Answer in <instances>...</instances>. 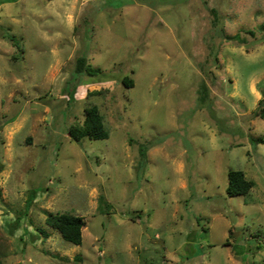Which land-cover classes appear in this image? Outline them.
Returning a JSON list of instances; mask_svg holds the SVG:
<instances>
[{"label": "rangeland", "instance_id": "1", "mask_svg": "<svg viewBox=\"0 0 264 264\" xmlns=\"http://www.w3.org/2000/svg\"><path fill=\"white\" fill-rule=\"evenodd\" d=\"M262 98L264 0H0V264H264Z\"/></svg>", "mask_w": 264, "mask_h": 264}, {"label": "trees", "instance_id": "2", "mask_svg": "<svg viewBox=\"0 0 264 264\" xmlns=\"http://www.w3.org/2000/svg\"><path fill=\"white\" fill-rule=\"evenodd\" d=\"M263 28V27H262ZM10 40L15 46H19L15 36L10 37ZM227 41H233L240 44L245 43V39L240 34L228 36ZM79 74H92L93 70L88 66L86 59L79 58L75 70ZM123 84L126 87L132 86L133 80L129 77L123 79ZM97 92L96 94H100ZM89 96V95H88ZM256 118L259 117L264 120V98L258 103V108L253 114ZM70 139L74 142H80L82 139L89 140H106L109 138V132L106 128V123L99 108L93 104L84 109V120L82 123L73 124L69 127ZM254 144L258 141L251 139ZM2 171V164L0 163V172ZM254 188V182L248 180L245 173L240 170H230L228 172V186L226 193L229 197L246 196ZM46 225L56 230L63 240L67 243L79 246L83 242V229L85 228V221L82 217L63 213V214H48L46 218Z\"/></svg>", "mask_w": 264, "mask_h": 264}]
</instances>
